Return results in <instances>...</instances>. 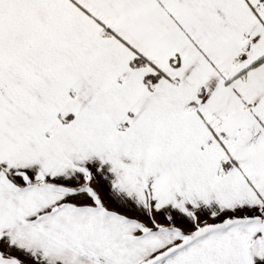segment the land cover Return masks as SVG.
Returning <instances> with one entry per match:
<instances>
[{
    "label": "snow or ice",
    "instance_id": "6c2138e0",
    "mask_svg": "<svg viewBox=\"0 0 264 264\" xmlns=\"http://www.w3.org/2000/svg\"><path fill=\"white\" fill-rule=\"evenodd\" d=\"M0 264H264V0H0Z\"/></svg>",
    "mask_w": 264,
    "mask_h": 264
}]
</instances>
